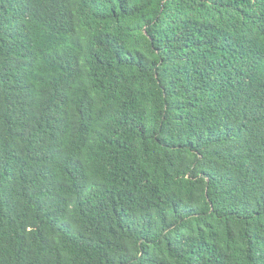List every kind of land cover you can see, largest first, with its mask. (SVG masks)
<instances>
[{
	"label": "trees",
	"instance_id": "1",
	"mask_svg": "<svg viewBox=\"0 0 264 264\" xmlns=\"http://www.w3.org/2000/svg\"><path fill=\"white\" fill-rule=\"evenodd\" d=\"M0 264H264V0H0Z\"/></svg>",
	"mask_w": 264,
	"mask_h": 264
}]
</instances>
